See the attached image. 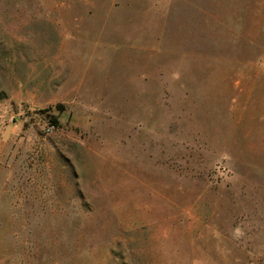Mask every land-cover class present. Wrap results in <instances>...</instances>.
<instances>
[{
    "label": "rangeland",
    "instance_id": "374dc122",
    "mask_svg": "<svg viewBox=\"0 0 264 264\" xmlns=\"http://www.w3.org/2000/svg\"><path fill=\"white\" fill-rule=\"evenodd\" d=\"M0 264H264V0H0Z\"/></svg>",
    "mask_w": 264,
    "mask_h": 264
}]
</instances>
